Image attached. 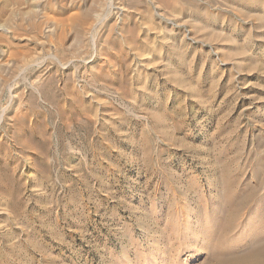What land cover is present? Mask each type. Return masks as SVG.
<instances>
[{"label":"rangeland","instance_id":"rangeland-1","mask_svg":"<svg viewBox=\"0 0 264 264\" xmlns=\"http://www.w3.org/2000/svg\"><path fill=\"white\" fill-rule=\"evenodd\" d=\"M263 240L264 0H0V264Z\"/></svg>","mask_w":264,"mask_h":264},{"label":"bare ground","instance_id":"bare-ground-1","mask_svg":"<svg viewBox=\"0 0 264 264\" xmlns=\"http://www.w3.org/2000/svg\"><path fill=\"white\" fill-rule=\"evenodd\" d=\"M224 233H225V232H224ZM229 233H230V232H229ZM221 236H222V234H221ZM221 239H222V237H221ZM263 242H264V240H263ZM258 243H259V242H258ZM255 248H256V247H255ZM210 249H211V250H210ZM215 249H216V248H214V246H211V247H210L209 245L207 246V250H209V252L212 251V253H210V255L215 254L214 257L211 256L212 259H213L215 262H219V261L221 262V260L224 258V255H225L226 253H225V254H224V253H214L213 251H214ZM219 249H221V248H219ZM258 249H259V248H258ZM161 250H162V249H161ZM221 250H222V249H221ZM221 250H220V251H221ZM227 250H228V249H227ZM220 251H219V252H220ZM256 251H257V250H256ZM208 254H209V253H208ZM223 254H224V255H223ZM229 254H230V253H229ZM226 255H227V256H230L231 254H230V255L226 254ZM235 255H236V254H235ZM227 256H226V257H227ZM176 264H177V263H176ZM215 264H216V263H215ZM218 264H219V263H218Z\"/></svg>","mask_w":264,"mask_h":264}]
</instances>
